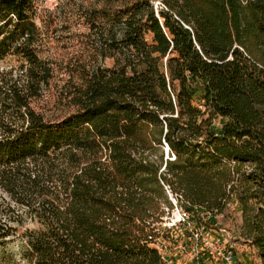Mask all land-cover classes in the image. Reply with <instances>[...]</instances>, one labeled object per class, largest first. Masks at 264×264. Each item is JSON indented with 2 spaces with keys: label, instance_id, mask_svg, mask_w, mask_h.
I'll use <instances>...</instances> for the list:
<instances>
[{
  "label": "trees",
  "instance_id": "trees-1",
  "mask_svg": "<svg viewBox=\"0 0 264 264\" xmlns=\"http://www.w3.org/2000/svg\"><path fill=\"white\" fill-rule=\"evenodd\" d=\"M159 1L119 0L77 109L53 121L31 106L51 77L34 0H0V61L27 64L26 84L0 90V188L37 224L12 264H164L150 236L173 207L165 186L210 221L236 205L264 264V0Z\"/></svg>",
  "mask_w": 264,
  "mask_h": 264
},
{
  "label": "rangeland",
  "instance_id": "rangeland-1",
  "mask_svg": "<svg viewBox=\"0 0 264 264\" xmlns=\"http://www.w3.org/2000/svg\"><path fill=\"white\" fill-rule=\"evenodd\" d=\"M154 0L155 5H160ZM36 37L33 49L42 61L51 68V77L43 85L38 98L31 106L42 113L47 120H57L77 107L72 100V90L81 84L84 68L95 57L93 44L99 42L100 31L106 26L109 16L120 8L119 0H34ZM151 39V36H149ZM107 64H111L108 59ZM27 80V64L18 55L9 54L0 61V90L11 89L12 85L22 86ZM165 151V158L167 151ZM31 174L37 170L31 168ZM19 194L14 196L0 188V222L10 214L17 215L22 225L14 224L17 232L5 239H0V264H12L20 259L22 233L26 228H36L37 224L27 216L26 203ZM163 222V221H162ZM207 223L214 229L215 235L229 240L236 250L237 264H243L245 257L249 264H259V255L241 235V214L236 205L229 208ZM161 228L163 227L160 224ZM223 229V230H220ZM173 231H165L163 236L170 239Z\"/></svg>",
  "mask_w": 264,
  "mask_h": 264
},
{
  "label": "built area",
  "instance_id": "built-area-1",
  "mask_svg": "<svg viewBox=\"0 0 264 264\" xmlns=\"http://www.w3.org/2000/svg\"><path fill=\"white\" fill-rule=\"evenodd\" d=\"M165 187L173 207L165 208L167 214L162 218L163 229H157V234L150 236L164 264H213L214 260L221 264H237L234 245L214 234L213 227L207 223L210 215L180 205ZM164 230L174 232L170 239L163 236Z\"/></svg>",
  "mask_w": 264,
  "mask_h": 264
},
{
  "label": "crops",
  "instance_id": "crops-1",
  "mask_svg": "<svg viewBox=\"0 0 264 264\" xmlns=\"http://www.w3.org/2000/svg\"><path fill=\"white\" fill-rule=\"evenodd\" d=\"M251 246L253 247V251L258 253L257 248L255 246H253V245H251ZM258 255H259V253H258ZM242 263L243 264H249L248 261H247V259L245 257H243V262ZM213 264H221V262L220 261H217V260H214L213 261ZM259 264H261V258H260V256H259Z\"/></svg>",
  "mask_w": 264,
  "mask_h": 264
}]
</instances>
